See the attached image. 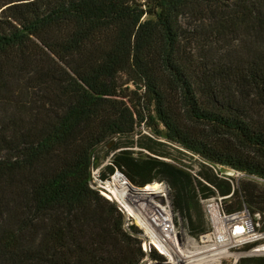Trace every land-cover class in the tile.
I'll return each mask as SVG.
<instances>
[{
    "label": "trees",
    "instance_id": "1",
    "mask_svg": "<svg viewBox=\"0 0 264 264\" xmlns=\"http://www.w3.org/2000/svg\"><path fill=\"white\" fill-rule=\"evenodd\" d=\"M140 123L198 168L148 135L100 152ZM107 156L101 180L164 183L192 237L201 198L264 213V0H0V264L165 261L93 186Z\"/></svg>",
    "mask_w": 264,
    "mask_h": 264
},
{
    "label": "built area",
    "instance_id": "2",
    "mask_svg": "<svg viewBox=\"0 0 264 264\" xmlns=\"http://www.w3.org/2000/svg\"><path fill=\"white\" fill-rule=\"evenodd\" d=\"M221 167L213 168L218 174L229 176L228 173L220 171ZM242 174L248 176L245 173ZM120 175L123 177L122 180H127L121 173ZM253 178L264 183L262 178L255 176ZM98 179L100 181L107 180ZM92 182L95 186L93 173ZM117 185L115 186L121 188V185L118 183ZM160 185L159 190L151 191L144 190L146 185L137 187L129 182L130 187H127L122 194L115 198L123 214H126L125 211H127L128 215L130 214L129 216H132L143 230L142 249L148 253L154 247L166 258H172L176 254L177 246L185 244L186 239H191V237L176 227L173 220L174 213L171 214L172 207L168 187L161 182ZM226 197L215 195L201 198L208 228L198 237V244L230 251L250 243H256L251 249L259 250V247L264 245V213H250L246 206L240 210L228 212L223 207V199ZM108 198L113 200L110 196ZM125 205L131 209V212L126 209ZM129 222L133 223L134 221Z\"/></svg>",
    "mask_w": 264,
    "mask_h": 264
},
{
    "label": "rangeland",
    "instance_id": "3",
    "mask_svg": "<svg viewBox=\"0 0 264 264\" xmlns=\"http://www.w3.org/2000/svg\"><path fill=\"white\" fill-rule=\"evenodd\" d=\"M158 127H159V129H162V125H160V124L158 125ZM145 135L155 137L157 139V141L165 143L167 146H163V148H162L163 150H165L169 154H172V155L178 157L179 159H182V160L188 161V162H192V165H194L195 168H198V159L196 156L193 157L190 154V156H191L190 157L189 154L186 155L182 152L177 151V147L175 144L168 142L162 134L157 135L154 132L153 127H149V126L145 125L144 123L136 124L133 133H131L130 135H127L124 137L116 136L113 139L106 141L103 144V146L100 148V152L104 153L105 150H107V149L110 150L116 141H121V142L126 143V145H131L129 148L132 149L133 151L143 150V148L140 147V143H142L146 140ZM144 152H148V151L144 150ZM164 159H166V158H164ZM172 159H174V158H172ZM109 160H110V158H109V156H107L106 158H104L102 160L101 164L98 167L93 168L92 173L94 176V184H95V187L100 189V193L102 195H104L107 198H108V196H110L114 201L117 202V199L115 197H118V195H116L110 191L111 189H113L115 187L114 182L111 180L113 179V176L116 173H113V175H110L109 178L105 181H100L98 179L100 170L109 162ZM220 171H222L224 173H228L227 175L234 178V182H237V181L239 182L242 179L249 178V176H244V174H242L243 172L240 173V172H238L232 168H229V167H221ZM251 178L253 179V176H251ZM254 180L258 181L261 184L263 183L256 178H254ZM152 183H154V182H152ZM155 183L159 184V188L156 189V190H159L161 188L160 182H155ZM156 190H151V191H156ZM106 195H108V196H106ZM117 204H118V202H117ZM223 204H224V200H223ZM125 206H126V209H128L129 212H131V209H129L127 205H125ZM123 210L125 211V209H123ZM125 213L126 214H124V218L128 221V223H130L129 221L132 220V221H134L133 223L138 226L135 219L133 220L132 216L130 217L129 216L130 214L128 215L127 211H125ZM180 227L181 226H178L177 228L180 229ZM184 231L186 232V230H184ZM187 235L189 237H191L192 242L189 238L186 239L185 244L182 243L181 245H178L176 248V250H179L180 252L179 253L176 252L175 256H173L172 258H166L165 257L164 262H168L167 264H193L194 262H200L202 260H206V258L208 259L209 256L208 257H205V256L209 255L212 252H216L217 250H221V249L205 250L206 249L205 247H201V245L198 244V242H197L198 238L192 237L189 234H187ZM251 248L243 249L241 247L239 249L230 250V252L233 253V255L230 254V255L221 256L219 258V263L220 264H237V262L241 258H244V257L264 256V252H262V251L259 254H253ZM189 250H190V252H188ZM181 253L182 254L185 253L187 256H180ZM184 261H186V262H184ZM142 264H155V263H152V261L149 260L148 257H146L145 261Z\"/></svg>",
    "mask_w": 264,
    "mask_h": 264
},
{
    "label": "bare ground",
    "instance_id": "4",
    "mask_svg": "<svg viewBox=\"0 0 264 264\" xmlns=\"http://www.w3.org/2000/svg\"><path fill=\"white\" fill-rule=\"evenodd\" d=\"M122 179H123V177L118 172L113 176V179H112L116 186H118L117 183L119 185H121V188L115 186L113 189L110 190L112 193H114L118 196L120 194H122V192H124L123 190H126L127 187H130L129 182H127L126 180H122ZM158 188H159V184L154 182V183L147 184V186L144 188V190H156ZM134 216H136V215L134 214ZM138 221L141 222L139 219H138ZM190 240L192 242V239H190ZM201 247H205L206 248L205 250L217 249V248H214L212 246L210 247L208 245H201ZM259 250L264 252V245L259 247ZM175 252L179 253L180 251L175 249ZM188 252H190V250ZM230 254L233 255V253H231L230 251H227L225 249L217 250L216 252H212L209 255L205 256V257L209 256L208 259L206 258V260H202L200 262H194L193 264H220L219 258L223 255H230ZM180 256H187V255L185 253L184 254L181 253ZM184 262H186V261H184Z\"/></svg>",
    "mask_w": 264,
    "mask_h": 264
},
{
    "label": "water",
    "instance_id": "5",
    "mask_svg": "<svg viewBox=\"0 0 264 264\" xmlns=\"http://www.w3.org/2000/svg\"><path fill=\"white\" fill-rule=\"evenodd\" d=\"M118 173L120 174V172L118 171ZM171 214H173V211L171 210ZM181 232H184V227L183 226H181L180 227V229H179ZM252 253L253 254H259V253H261V251L260 250H258V249H252ZM168 262H163V263H160V264H167Z\"/></svg>",
    "mask_w": 264,
    "mask_h": 264
}]
</instances>
